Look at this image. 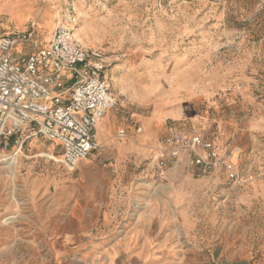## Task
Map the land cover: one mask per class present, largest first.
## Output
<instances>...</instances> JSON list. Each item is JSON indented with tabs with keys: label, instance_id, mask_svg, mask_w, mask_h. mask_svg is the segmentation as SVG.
Returning a JSON list of instances; mask_svg holds the SVG:
<instances>
[{
	"label": "rangeland",
	"instance_id": "rangeland-1",
	"mask_svg": "<svg viewBox=\"0 0 264 264\" xmlns=\"http://www.w3.org/2000/svg\"><path fill=\"white\" fill-rule=\"evenodd\" d=\"M57 22L102 52L116 101L75 167L0 140V264H264V0H0V38L31 35L14 52ZM173 131L237 178L159 166Z\"/></svg>",
	"mask_w": 264,
	"mask_h": 264
},
{
	"label": "built area",
	"instance_id": "built-area-1",
	"mask_svg": "<svg viewBox=\"0 0 264 264\" xmlns=\"http://www.w3.org/2000/svg\"><path fill=\"white\" fill-rule=\"evenodd\" d=\"M30 37L0 38V140L5 146H21L30 135H39L57 145L63 164L75 167L100 147L98 123L116 101L104 75L103 54L83 47L63 23L55 26L45 48L14 52ZM160 149L159 166L186 153L188 165L199 175L222 165L229 177L237 178L208 138L173 131Z\"/></svg>",
	"mask_w": 264,
	"mask_h": 264
},
{
	"label": "crops",
	"instance_id": "crops-1",
	"mask_svg": "<svg viewBox=\"0 0 264 264\" xmlns=\"http://www.w3.org/2000/svg\"><path fill=\"white\" fill-rule=\"evenodd\" d=\"M50 39V38H49ZM104 120V123H105V118L103 119ZM103 122V121H102ZM100 124H101V121H100V123L98 124V131H99V135L101 134L102 135V133L103 132H105L107 129H106V127H105V125L104 124H102L101 126H100ZM33 136H35V135H30L28 138H30V137H33ZM28 138H26V139H28ZM45 140V139H44ZM51 143H54V142H51ZM54 145H55V147H57V145L54 143ZM176 193V192H175ZM230 263V262H229Z\"/></svg>",
	"mask_w": 264,
	"mask_h": 264
},
{
	"label": "bare ground",
	"instance_id": "bare-ground-1",
	"mask_svg": "<svg viewBox=\"0 0 264 264\" xmlns=\"http://www.w3.org/2000/svg\"><path fill=\"white\" fill-rule=\"evenodd\" d=\"M50 14H48V16H49ZM49 24L48 25H51V23H52V21L50 20L49 22H48ZM58 23H60V22H57L56 23V25L58 24ZM74 35L76 36V38H77V36H79L80 34H79V32H77L76 31V33H74ZM78 39V38H77ZM79 41V40H78ZM80 42V41H79ZM100 123V122H99ZM98 123V124H99ZM97 139H98V141H99V131H98V126H97ZM99 143V142H98Z\"/></svg>",
	"mask_w": 264,
	"mask_h": 264
}]
</instances>
